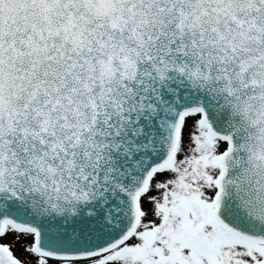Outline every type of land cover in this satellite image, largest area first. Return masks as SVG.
Listing matches in <instances>:
<instances>
[{"label":"snow or ice","instance_id":"obj_1","mask_svg":"<svg viewBox=\"0 0 264 264\" xmlns=\"http://www.w3.org/2000/svg\"><path fill=\"white\" fill-rule=\"evenodd\" d=\"M0 264H264V0H0Z\"/></svg>","mask_w":264,"mask_h":264}]
</instances>
